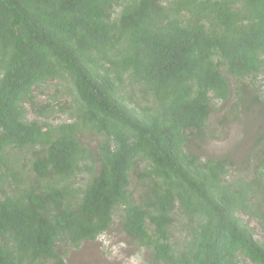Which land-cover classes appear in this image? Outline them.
Returning a JSON list of instances; mask_svg holds the SVG:
<instances>
[{
  "label": "trees",
  "instance_id": "16d2710c",
  "mask_svg": "<svg viewBox=\"0 0 264 264\" xmlns=\"http://www.w3.org/2000/svg\"><path fill=\"white\" fill-rule=\"evenodd\" d=\"M213 103L255 125L238 162L191 148ZM115 224L154 264H264V0H0V264Z\"/></svg>",
  "mask_w": 264,
  "mask_h": 264
},
{
  "label": "rangeland",
  "instance_id": "374dc122",
  "mask_svg": "<svg viewBox=\"0 0 264 264\" xmlns=\"http://www.w3.org/2000/svg\"><path fill=\"white\" fill-rule=\"evenodd\" d=\"M36 100L43 102L45 95L36 97ZM213 106L215 109L210 115L203 139L196 140L194 148H191L202 158L227 156L233 162H238L251 142L252 133L247 129V126L254 125V123L250 122L251 117L244 118L239 114H236L235 118L226 117L224 113L229 111V103L224 104L225 111L219 103H213ZM29 117L33 118V116ZM61 120L63 121L64 117ZM96 139L95 135L87 131L83 137L84 143L90 147ZM238 171L239 169L236 168L231 170V172ZM244 220H248V218L245 217ZM250 225L256 238L262 241V233L256 222L251 220ZM101 236L108 242L107 244L97 238L92 243H83L78 249H68L65 258L67 264H154L150 262L147 253L143 250L136 251L130 245L126 236L118 229L117 224ZM176 236L183 237V234L176 233ZM242 264L250 263L243 261Z\"/></svg>",
  "mask_w": 264,
  "mask_h": 264
},
{
  "label": "clouds",
  "instance_id": "9594fccd",
  "mask_svg": "<svg viewBox=\"0 0 264 264\" xmlns=\"http://www.w3.org/2000/svg\"><path fill=\"white\" fill-rule=\"evenodd\" d=\"M99 239H100L101 241H103L105 244L108 243V242L104 239L103 236H100ZM121 246H123V245H121ZM237 256H238V255H237ZM242 258H243V257H242ZM245 259H246V258L242 259L241 264H242L243 261H247V260H245ZM247 262H248V263H251L250 260H248Z\"/></svg>",
  "mask_w": 264,
  "mask_h": 264
}]
</instances>
